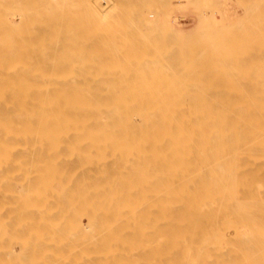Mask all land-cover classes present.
<instances>
[{"label": "bare ground", "instance_id": "bare-ground-1", "mask_svg": "<svg viewBox=\"0 0 264 264\" xmlns=\"http://www.w3.org/2000/svg\"><path fill=\"white\" fill-rule=\"evenodd\" d=\"M103 1L0 0V264H264V0Z\"/></svg>", "mask_w": 264, "mask_h": 264}, {"label": "rangeland", "instance_id": "rangeland-1", "mask_svg": "<svg viewBox=\"0 0 264 264\" xmlns=\"http://www.w3.org/2000/svg\"><path fill=\"white\" fill-rule=\"evenodd\" d=\"M143 1V2H142ZM142 1H139V2H141L140 4V6H138V8L136 7V11H135V15H137L138 14V17H139V19L140 18H142V19H145V16L146 15H142L141 14V11L145 8V6L143 7V3L144 4H148V3H151V0H142ZM155 1V6H156V10H158V9H166L167 11H169L170 12V15L172 16V17H175V18H177L178 19V22H179V24H180V26H181V28H183L184 30H186V31H189V30H192V29H194V27L196 26V23H197V11H199L200 10V7H198V5L200 4V6L201 7H203V4H201L202 2L200 1L199 2V4L197 3H195L194 2V0H171V1H168V0H154ZM198 2V1H197ZM106 3V4H105ZM168 3V4H167ZM177 3V4H176ZM234 5H233V4ZM102 4H103V7L105 6V17H107V16H110V17H117V18H128V17H130V15H129V12H128V10H129V8L131 9V6H128V5H118V6H116V7H113V11H114V14L112 15L111 13H110V11H111V7H110V5H108V3H107V1L105 0V2L103 1L102 2ZM138 4V3H137ZM170 4L172 5L171 7H169L170 6ZM230 4H232V5H230ZM48 5L49 6H51L49 3H48ZM228 5V6H227ZM226 5V9H227V11L229 12V14L230 13H232L233 12V10L234 9H238L237 8V6H236V4H235V1L234 0H231V2H229V4H227ZM162 6V7H161ZM169 7V8H168ZM231 7V8H230ZM174 8V9H173ZM182 8V9H181ZM204 8V7H203ZM108 9V10H107ZM172 9L174 10V11H172ZM202 9V8H201ZM209 9H214L215 10V8H209ZM209 9L207 10L208 12V14H210V12H209ZM229 9V10H228ZM120 11H121V13H120ZM166 11V12H167ZM206 11V10H205ZM124 12H126L125 13V15L124 14H122V13H124ZM172 12V13H171ZM204 12V11H203ZM169 14V13H168ZM208 14H206L207 15V17H208ZM132 15V14H131ZM205 15V16H206ZM185 16V17H184ZM213 21H215V17L216 18H218L219 17V13L216 11H213ZM215 16V17H214ZM179 17V18H178ZM210 17V16H209ZM137 19V18H136ZM211 19V18H210ZM163 25V24H162ZM165 25V24H164ZM169 30L170 29H168V27H166L165 28V32H167V33H165V34H163V35H161V36H159V39L158 40H155V41H157V43H158V45H159V47L161 46L163 49H168L169 47H170V45H171V43H172V36H170V32H169ZM140 32H142V31H140V30H137V29H131L129 32H127L126 30H124L123 29V31H120V30H105V34H111V33H125V35L126 34H137V33H139L140 34ZM152 33H153V31H152ZM194 40L196 41V42H198L199 41V38L201 37L200 35V32L198 31V30H196V31H194ZM163 37L165 38L164 40H163ZM169 37V38H168ZM156 38H158V37H156ZM167 38V39H166ZM162 40V41H159V40ZM189 41H190V39H188ZM184 41H185V39H184ZM165 42H167V43H165ZM193 42V41H192ZM162 43L164 44H167L166 45V48H165V46L163 47L162 46ZM161 44V45H160Z\"/></svg>", "mask_w": 264, "mask_h": 264}]
</instances>
